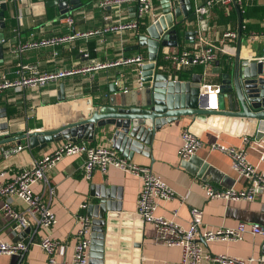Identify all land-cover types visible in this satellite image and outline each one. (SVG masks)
Returning a JSON list of instances; mask_svg holds the SVG:
<instances>
[{
	"label": "crops",
	"instance_id": "crops-1",
	"mask_svg": "<svg viewBox=\"0 0 264 264\" xmlns=\"http://www.w3.org/2000/svg\"><path fill=\"white\" fill-rule=\"evenodd\" d=\"M52 1L0 0L5 3L3 27H0V41L8 40L10 44H18V42L36 41L68 33L67 25L60 23V19L66 16H72L76 30L98 29L102 24L103 11L97 7L96 1L88 8L83 6L84 2L80 0V7L64 14H60L56 5L50 4ZM181 1L178 7H186L189 1L193 13L195 3L198 5L203 2V0ZM152 3L155 12L160 16L161 0H152ZM254 4L264 6V0H241L240 6ZM49 8L53 9L56 16L47 19L46 13ZM126 13L130 19H134L135 6L128 7ZM203 18L206 20L203 31L200 30L198 20L185 22V26H182L184 31L190 32V35L185 38L183 33H180L176 45L161 48L159 60L163 61V67L157 63L156 73L167 75L170 79L181 82L190 81L192 76L201 74V83L205 84H219L221 74H232L236 40L224 45L220 43L222 32L230 30V26L216 25V17L212 11H209ZM7 21L12 23L9 35L4 33ZM150 24L152 23L147 18L142 26L146 30ZM244 25L257 26L258 30L244 35L242 34ZM233 28L236 32V13ZM193 32H198V34L195 36ZM263 32L264 20L261 14L258 18L241 19L239 53L241 62L263 54L264 37L254 35ZM139 35L140 37L145 36L146 31L139 32ZM199 37L220 48L221 53L219 54L222 56L217 58L220 74L216 73L215 62L204 68L200 66L202 71L198 73H187V68L177 71L164 59L165 53H179L195 48ZM139 42L136 33H127L125 36L109 34L86 41H77L76 47L72 49L56 48L57 56L55 57L52 55L53 51L48 48L18 53L11 52V46L0 43L2 46L0 83L3 79L16 78L14 70L18 63L34 65L40 71L52 72L114 61L125 56L141 54V51H144L145 54L142 55L148 62L147 48L140 46ZM78 49H84L89 53L88 60L79 57ZM138 76L135 66H118L75 74L58 82L49 83L40 90L29 88H23L20 91L13 88L0 90V140L4 135L13 137L37 129H51L66 118L72 121L79 120L92 108L138 105L146 97V92L143 90L146 85L143 84V87L139 88ZM60 93L62 99L58 100ZM207 106H215V98L210 96L206 101V106L203 107L207 108ZM230 126L213 128L199 118H181L154 133L149 156L139 153L138 148V152L132 153L130 162L150 168L152 173L175 193V199L157 202L155 215L186 228L190 223V210L196 209L202 213L203 227L209 229L230 228L240 222L258 224L264 228V191L258 192L252 201L209 200L205 195L203 189L205 184L219 190L230 188L245 190L249 185L245 178L238 176L232 170L230 158L224 153L210 151L209 144L219 143L237 149L244 144L243 138H248L249 142L245 144L248 145V163L256 167L259 173L264 174V143L261 144L262 147L255 144V142H262L259 138L261 134H264V121L256 126L249 125L245 128L238 126L231 128ZM185 129L191 130L203 145L190 159L181 161L178 150L181 145V134ZM64 142L67 141L50 142L42 148L31 149L27 147L25 140L20 141V145L25 146L21 152L8 159H3L0 155V173H4L0 177V183L11 180L18 169L31 165L34 160L51 153ZM79 142L111 148L118 155L121 153L112 147L105 133L95 134L91 141L81 140ZM13 146H17V143L1 145L0 152L2 149ZM83 163L82 156L65 157L59 160L48 173L49 184L53 189L50 207L56 219V224L50 228L48 233L61 243L55 252L56 264H63L70 260L76 242L77 216L86 215L87 207L100 200L96 195L105 191L112 192L114 197L109 198L111 204H115L120 210L112 213L116 215L111 223L106 225L108 226L106 241L110 253L108 254L114 256L111 260L116 264H180L181 251L159 243L155 227L135 219L136 201L141 189L140 179L113 168H108L105 173L95 168L90 178L87 179L84 175ZM33 190L39 192L40 187L36 185ZM3 200L4 198L0 197V241L26 244L27 251L19 258L20 264H47L46 255L37 245L38 236L44 232L40 229L35 232L32 230L25 238L16 240L20 232L15 231L14 223L1 213ZM7 200L16 210L24 209L23 202L18 198L9 197ZM83 205H86V208H83ZM202 248L204 252L215 255L259 258L264 257V237L246 234L240 241L202 243ZM9 263V256H0V264Z\"/></svg>",
	"mask_w": 264,
	"mask_h": 264
},
{
	"label": "built area",
	"instance_id": "built-area-1",
	"mask_svg": "<svg viewBox=\"0 0 264 264\" xmlns=\"http://www.w3.org/2000/svg\"><path fill=\"white\" fill-rule=\"evenodd\" d=\"M197 2L198 0H193ZM235 2L240 6L241 0H203L202 4L196 5V16H205L214 4L223 6L232 5ZM97 7L103 11L102 24L98 29L76 30L73 26L72 16L60 19V23L67 25L69 32L42 38L36 41L18 42L10 44L8 40H1L0 43L8 47L11 52L23 53L31 50L51 49L53 57L57 56L56 48L62 47L72 49L76 47L77 41H86L94 37L105 35L125 36L127 33L139 35V29L145 19L149 18L154 23L158 18L152 0H96ZM135 6L136 16L130 19L126 9ZM20 20V19H19ZM264 37L262 34H254ZM236 40V32L227 30L221 35V44H227ZM221 53L220 48L199 37L197 46L191 50L179 53H165L164 59L174 68L182 70L193 66L207 67L217 60V54ZM79 57L88 60L89 53L84 49H78ZM250 62H264V52L261 56H254L242 62L248 65ZM147 60L141 54L125 56L114 61L94 63L82 68L60 69L52 72L40 71L37 66L18 63L14 70L16 76L13 80L3 79L0 83V90L13 88L20 91L23 88L40 90L49 83L58 82L66 77L75 74H84L94 71L109 69L118 66H135L138 70L137 84L143 87L140 77L141 67ZM211 91V93H210ZM218 92V85L200 83L199 95L213 96ZM262 142H255L256 146L264 143V134L260 138ZM258 139V140H259ZM248 138H243V145L237 149L227 147L219 143L208 145L210 151H218L230 158L232 170L248 182L245 190L214 189L209 184L203 185L206 197L209 200L224 199L230 201H252L258 192L264 191V174L257 171L247 160ZM203 143L194 135L191 130L185 129L181 134V145L178 156L181 161L190 159L202 147ZM25 146L17 145L2 149L0 155L3 159L21 152ZM71 156H82L84 158L83 171L87 179L90 178L93 169L105 173L108 168L117 169L126 174L140 179L141 189L136 201L135 219L143 223L151 224L156 229L157 241L165 247L178 248L181 251L180 264H264V257L237 258L227 255H215L204 252L202 243L211 242H236L242 240L244 235L263 236L264 228L258 224H247L240 222L234 227L209 229L203 227L202 213L199 210H190V223L184 228L171 220L155 215L158 201H169L175 199V193L160 178L155 176L148 167L140 166L118 155L113 149L91 146L85 142H64L58 145L51 153L34 160L31 165L22 167L16 171L13 178L7 182L0 183V197H3L1 213L14 223L15 231L24 229L42 230L44 234L38 236L37 245L47 258V264H56L55 252L61 246L60 241L48 233L50 228L56 224V219L51 211L50 201L53 196V189L49 184L48 173L52 171L55 164ZM4 173H0L2 177ZM38 185L39 192L33 187ZM9 197H16L24 204V209L16 210L7 200ZM86 208V205L82 206ZM78 228L75 234L73 254L69 261L63 264H88L89 247L91 234V219L85 214L77 216ZM30 234V233H29ZM27 251L23 242L8 243L0 241V256L22 257Z\"/></svg>",
	"mask_w": 264,
	"mask_h": 264
},
{
	"label": "water",
	"instance_id": "water-1",
	"mask_svg": "<svg viewBox=\"0 0 264 264\" xmlns=\"http://www.w3.org/2000/svg\"><path fill=\"white\" fill-rule=\"evenodd\" d=\"M179 2L182 1L161 0V15L146 28V35L139 37V45L147 48L148 59L140 69L141 81L146 85L143 88L146 92L143 102L135 106L96 107L87 111L79 120L66 118L51 129H37L13 137L4 135L0 146L12 142L20 145V141L25 140L28 148H42L47 143L63 140L72 143L91 141L95 134L105 133L112 147L121 152V157L129 160L132 153L138 152L137 148L139 153L149 156L154 133L181 118H199L213 128L225 125H231V128H245L264 121V62H250L244 66L240 61L241 15L235 2H232L237 20L234 66L232 74H221L218 92L212 96L215 98V106L203 107L210 96L199 95L201 74L192 76L190 81L181 82L156 73L161 48L176 45L180 33H183L185 38L190 35V32L184 31L185 22L198 20L202 31L206 25L203 16L197 17L195 12L193 13L189 1L186 7L180 8ZM51 3L59 8L60 14L77 9L81 5L80 0H53ZM4 10L5 3L0 2V27H3ZM193 33L195 36L198 34ZM1 53L0 45V59ZM220 72L217 65L216 73ZM61 99L60 93L58 100ZM96 196L100 200L89 205L86 210V216L91 219L92 225L88 264H116L111 260L114 256L108 252L106 225L115 217L116 214L112 213L120 210L115 204H111L109 198L114 197L112 192L105 191ZM29 233L30 229L20 231L16 240L25 238ZM19 258L16 255L10 256L9 264H20Z\"/></svg>",
	"mask_w": 264,
	"mask_h": 264
},
{
	"label": "trees",
	"instance_id": "trees-1",
	"mask_svg": "<svg viewBox=\"0 0 264 264\" xmlns=\"http://www.w3.org/2000/svg\"><path fill=\"white\" fill-rule=\"evenodd\" d=\"M96 0H83L84 4L83 6L86 7H91L93 6V3H95ZM210 11H212V13L215 15L216 19H215V24L216 25H221L223 27H226L227 25L230 26V30L234 31L233 25L235 22V11L232 5H228V6H223L221 4H214ZM262 15V19L264 20V6H260V5H246V6H240V15H241V19L245 20V19H249V18H253L256 17L258 18L259 15ZM55 15V13L53 12L52 8L47 9V13H46V18L50 19L53 18ZM7 26H4V33L6 35H9V29L12 25V23L10 21L6 22ZM258 30L257 26L254 25H244L243 29H242V34L247 35L249 34L250 31H255ZM227 31V30H225ZM224 31V32H225ZM140 33H144L145 32V28L142 26L139 29ZM222 32V34L224 33ZM7 39V38H6ZM140 53V52H139ZM145 54L144 51H141V55ZM144 56V55H142ZM220 55L219 53L217 54V58H219ZM215 62L218 63V61L216 60ZM163 61L160 59L158 61V65L162 66ZM170 64V63H169ZM170 66L172 68H174L171 64ZM163 67V66H162ZM161 69V68H160ZM177 71H180L176 68H174ZM188 72L187 73H198L200 71H202V68L200 66H194V67H188L187 68ZM228 70V69H227ZM227 70H224V72H227ZM174 80V79H172ZM213 85H218V84H213Z\"/></svg>",
	"mask_w": 264,
	"mask_h": 264
}]
</instances>
